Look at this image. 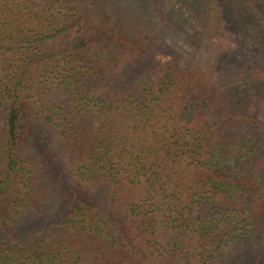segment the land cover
<instances>
[{
    "label": "trees",
    "instance_id": "trees-1",
    "mask_svg": "<svg viewBox=\"0 0 264 264\" xmlns=\"http://www.w3.org/2000/svg\"><path fill=\"white\" fill-rule=\"evenodd\" d=\"M0 264H264V0H0Z\"/></svg>",
    "mask_w": 264,
    "mask_h": 264
},
{
    "label": "rangeland",
    "instance_id": "rangeland-1",
    "mask_svg": "<svg viewBox=\"0 0 264 264\" xmlns=\"http://www.w3.org/2000/svg\"><path fill=\"white\" fill-rule=\"evenodd\" d=\"M216 38H220V37H216ZM220 42L221 43H224L225 41L223 39L220 38ZM165 54L164 53H159L158 54V57H164ZM56 217V214L54 213H48V214H37L34 218V220H37L38 222H41V223H44V222H47V221H51L53 218Z\"/></svg>",
    "mask_w": 264,
    "mask_h": 264
}]
</instances>
